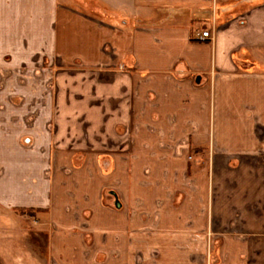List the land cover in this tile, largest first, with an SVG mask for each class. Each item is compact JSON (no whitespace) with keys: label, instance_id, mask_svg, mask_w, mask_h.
I'll use <instances>...</instances> for the list:
<instances>
[{"label":"crops","instance_id":"obj_1","mask_svg":"<svg viewBox=\"0 0 264 264\" xmlns=\"http://www.w3.org/2000/svg\"><path fill=\"white\" fill-rule=\"evenodd\" d=\"M96 1L91 17L0 0V58L46 61L62 98L34 107L33 159L63 178L40 176L30 202L50 211L49 258L17 264H264V248L214 247L249 210L264 231V0Z\"/></svg>","mask_w":264,"mask_h":264},{"label":"rangeland","instance_id":"obj_2","mask_svg":"<svg viewBox=\"0 0 264 264\" xmlns=\"http://www.w3.org/2000/svg\"><path fill=\"white\" fill-rule=\"evenodd\" d=\"M66 3L82 9L91 17L99 16L97 13H100V8L96 0H66ZM56 85L46 61L44 66L23 68L0 58V264H17L18 256L31 263L34 252L43 258L38 257L41 262L49 258L48 236L54 232L50 211L34 209L30 202H39L43 198L42 191L33 193L40 176L48 181L53 179L57 185L63 178L54 179L49 171L43 172L42 167L46 163L33 159L36 149L32 133L38 117L44 116L36 114L34 107L62 103V98L56 96ZM59 85L61 91L66 87L63 81ZM189 154L192 155V149ZM74 159L70 163L73 177L70 175L66 182L71 180L72 186L77 187L81 178L76 173L80 172L82 162L79 156ZM57 172L60 173L59 177L65 174L64 170ZM122 173L125 174L124 166ZM121 181L124 183L125 178L122 177ZM58 193L59 197H64V189ZM81 193L79 187L76 196H81ZM104 202L117 214L126 212L124 206H127V201L121 194L106 191ZM117 204H120V208ZM248 221L250 224L246 226H212L217 237L214 247L221 249L226 245L228 248H240L241 245L255 252L258 248H264V231H261V226L255 225L252 210L248 212ZM223 234L227 235L226 238ZM238 238L246 239L247 242L239 241Z\"/></svg>","mask_w":264,"mask_h":264},{"label":"built area","instance_id":"obj_3","mask_svg":"<svg viewBox=\"0 0 264 264\" xmlns=\"http://www.w3.org/2000/svg\"><path fill=\"white\" fill-rule=\"evenodd\" d=\"M209 35H210L209 32H203V33L200 34V37H201V39L203 40V39L208 38Z\"/></svg>","mask_w":264,"mask_h":264},{"label":"water","instance_id":"obj_4","mask_svg":"<svg viewBox=\"0 0 264 264\" xmlns=\"http://www.w3.org/2000/svg\"><path fill=\"white\" fill-rule=\"evenodd\" d=\"M117 207H119V208H120V204H117Z\"/></svg>","mask_w":264,"mask_h":264}]
</instances>
